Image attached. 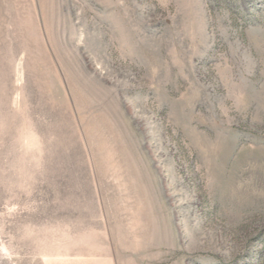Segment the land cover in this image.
<instances>
[{
    "label": "rangeland",
    "instance_id": "rangeland-1",
    "mask_svg": "<svg viewBox=\"0 0 264 264\" xmlns=\"http://www.w3.org/2000/svg\"><path fill=\"white\" fill-rule=\"evenodd\" d=\"M0 264H264V0H0Z\"/></svg>",
    "mask_w": 264,
    "mask_h": 264
}]
</instances>
